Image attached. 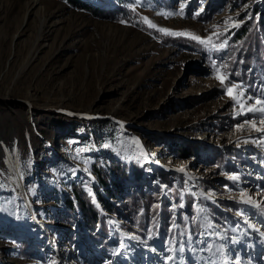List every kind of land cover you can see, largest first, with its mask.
Returning a JSON list of instances; mask_svg holds the SVG:
<instances>
[{"label":"rangeland","instance_id":"rangeland-1","mask_svg":"<svg viewBox=\"0 0 264 264\" xmlns=\"http://www.w3.org/2000/svg\"><path fill=\"white\" fill-rule=\"evenodd\" d=\"M126 6L140 19L100 18L67 0H0V264H264V104L256 103L264 95L228 76L219 61L232 30L264 9V0ZM141 23L200 37L205 43L193 40L204 52L165 43ZM233 84L239 87L229 94ZM180 143L207 146L230 163L237 151L250 165L218 170L202 155H176L170 146ZM112 162L137 163L145 177L130 173L111 201L124 203L137 187L153 193L161 169L176 186L182 180L181 191L248 207L249 236L240 245L231 238L232 250L217 255L222 261L205 240L185 237L179 247L158 235L135 240L110 218L106 246L71 240L74 227L58 216L59 189L71 196V184L81 182L91 191L92 166ZM232 177L236 187H225L221 180ZM22 241L35 251L20 255Z\"/></svg>","mask_w":264,"mask_h":264},{"label":"trees","instance_id":"trees-1","mask_svg":"<svg viewBox=\"0 0 264 264\" xmlns=\"http://www.w3.org/2000/svg\"><path fill=\"white\" fill-rule=\"evenodd\" d=\"M67 1L100 18L123 19L127 22L140 19L138 13L126 6V0H111L114 6H111L110 3L95 5L84 0ZM209 17L210 15L207 13L203 19L208 20ZM140 27L151 32L165 43L175 44L189 51L204 52L202 46L189 37L162 34L143 23L140 24ZM219 61L223 71L228 76L240 82L248 91L257 95H264V9L255 8L251 11L248 19L241 21L232 30L226 48L219 56ZM231 121L236 122L237 120L232 119ZM170 149L183 158L202 155L205 159H211L218 170L224 165V169L232 173L239 172L240 166L250 165L246 156L237 151L229 152V158L233 160L230 163L225 154L212 155L209 147L199 143L189 145L180 143L171 145ZM262 161L264 160L262 159ZM91 170L95 177L93 192L97 203L106 215L95 203L90 189L85 188L81 182L71 184V196L59 189L61 200H59L58 216L74 227L71 240L79 238L85 244L95 242L100 243L101 246H106L109 239L108 235L111 232V225L108 221L110 218L125 236H130L135 240L147 238L151 240L158 235L170 246H173L172 242L174 241L176 247H179V243L185 237L192 238L196 243L198 240H205L207 243L209 242V247L210 244L213 247V250L211 247L208 248L210 251L212 250L211 255L216 257V260L222 261L223 257H217L222 252L221 246L211 232L206 229L204 214L205 218L215 224L222 238L226 241L228 250L231 251L232 249L231 238L238 244L244 242V233L230 212L238 213L240 217L247 219L248 207L245 208V206L234 201L219 200L218 203L230 211L226 212L215 206L207 197L199 195V203L203 209V214H200L197 211L193 195L190 192L181 191V188L183 189L182 180L176 186L174 184L176 178H171L161 169L156 172L158 181L165 186L167 194L176 204L177 211H175L171 201L162 196L158 186L155 187L156 190L153 193L145 192L142 188L137 187L125 196L124 203L117 202V200L115 202L111 201V198L116 197L117 199V194L126 186L125 184L130 177L129 174H132L134 180H140L145 177L143 169H140L137 163H133L129 167L126 164L112 162L110 165L92 166ZM221 181L225 187H236L234 186L235 180L232 178ZM204 183L206 182L199 183V186L207 189L208 186ZM114 233L119 237L117 231ZM20 247V255L22 256L35 251L30 243L24 241L20 242ZM179 249L181 250L182 247Z\"/></svg>","mask_w":264,"mask_h":264},{"label":"snow or ice","instance_id":"snow-or-ice-1","mask_svg":"<svg viewBox=\"0 0 264 264\" xmlns=\"http://www.w3.org/2000/svg\"><path fill=\"white\" fill-rule=\"evenodd\" d=\"M150 26L154 27V25H150ZM161 31H167V30H163V29H162ZM172 34H173V35H190V34H186V33H172ZM192 38L195 39V40L200 41L201 43H205V41L201 40L200 37L192 36ZM210 39H211V38H210ZM224 43L226 44L227 41H225ZM223 46H224V44L221 45V47H223ZM218 78H220L221 81L223 82V78H222V77H218ZM237 87H239V86L233 84V85H232V88L228 89L229 94H231L233 88H237ZM256 103H257V104H264V101L257 100ZM259 111L264 112V108L259 109ZM262 123H264V121H262ZM232 179H237V177H232Z\"/></svg>","mask_w":264,"mask_h":264},{"label":"bare ground","instance_id":"bare-ground-1","mask_svg":"<svg viewBox=\"0 0 264 264\" xmlns=\"http://www.w3.org/2000/svg\"><path fill=\"white\" fill-rule=\"evenodd\" d=\"M37 6H38V5H37ZM56 250H57V251L60 250L59 247H57ZM56 250H53L54 255L56 254V253H55ZM52 257H53V255H52ZM52 257H51V258H52ZM86 264H99V263H98L97 261H93L92 259H90V262H88V263H86Z\"/></svg>","mask_w":264,"mask_h":264},{"label":"water","instance_id":"water-1","mask_svg":"<svg viewBox=\"0 0 264 264\" xmlns=\"http://www.w3.org/2000/svg\"><path fill=\"white\" fill-rule=\"evenodd\" d=\"M91 190H93V188Z\"/></svg>","mask_w":264,"mask_h":264}]
</instances>
